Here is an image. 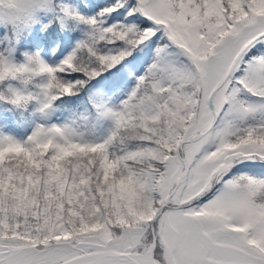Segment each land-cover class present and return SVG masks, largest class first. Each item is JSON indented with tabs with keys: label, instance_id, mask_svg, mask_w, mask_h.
Segmentation results:
<instances>
[{
	"label": "snow or ice",
	"instance_id": "1",
	"mask_svg": "<svg viewBox=\"0 0 264 264\" xmlns=\"http://www.w3.org/2000/svg\"><path fill=\"white\" fill-rule=\"evenodd\" d=\"M72 18L90 28L72 54L15 66L25 86L45 79V118L101 80L135 84L118 111L94 105L114 125L101 141L71 124L0 137V264H264V178L233 173L264 164V0H116ZM11 66L0 55V85L20 81Z\"/></svg>",
	"mask_w": 264,
	"mask_h": 264
},
{
	"label": "rangeland",
	"instance_id": "2",
	"mask_svg": "<svg viewBox=\"0 0 264 264\" xmlns=\"http://www.w3.org/2000/svg\"><path fill=\"white\" fill-rule=\"evenodd\" d=\"M62 1H64V3L61 6L68 9L70 13L72 6L69 3H66L65 0H54V3L61 4ZM52 13H55L54 10ZM7 29L12 30L13 32L15 31L8 27ZM11 40L12 38L7 35L5 51L0 55H3L8 63L14 66V56L13 54H10L11 49L13 48V43L9 46ZM57 44L58 41L54 40L52 45L45 49L40 41H38L36 47L37 52L35 55L39 54L40 59L46 64L56 66L76 49L75 43H67L57 51L58 48L55 49ZM54 49L57 52H53ZM40 78L44 84L45 79L42 77ZM109 84V81L101 80L99 83L91 85L90 87L92 91H89L88 89L85 90V95L88 97V100L86 97L83 98L79 96L80 100L71 103L69 101L66 103H54V111H52L47 118H45L41 112L44 98L41 94V90H39L36 92L35 96L37 107L32 110L26 118L22 115L20 117L17 116L15 110L10 107L1 109L0 137H12L23 142L40 127L48 128L53 125L62 127L71 124L84 140L101 141L110 135L114 125L111 119L99 116L94 105H102L107 109L118 111L122 100L126 98L124 93L127 89L134 87L135 81L124 82L123 87L119 91H115L113 87L109 86ZM25 88L26 87H19L16 89H18L17 92L22 94L30 93V90H26ZM114 91L115 94H113ZM32 93L33 92L31 91V94ZM237 166H240V169L234 170V174L246 173L259 178H264V164H254L249 161Z\"/></svg>",
	"mask_w": 264,
	"mask_h": 264
},
{
	"label": "trees",
	"instance_id": "3",
	"mask_svg": "<svg viewBox=\"0 0 264 264\" xmlns=\"http://www.w3.org/2000/svg\"><path fill=\"white\" fill-rule=\"evenodd\" d=\"M65 2L72 6L70 12L71 15L64 16V13L62 12L63 6H61L64 1H62L61 4L54 3L53 10L55 13H52V10L46 14H41V16L38 17L39 22L36 23L34 27L27 30H15L13 32L12 30L7 29V26L0 23V54L5 51L7 35L12 38L9 43V46L13 43V48L11 49L10 54H13L14 56V66L16 67L25 65L28 58L35 55L37 52L36 47L38 41H40L42 46L47 49L52 45L54 40H57L58 44L55 47V49L58 48L57 51L67 43H75V46L77 47L81 41L87 38L90 28L88 25L73 19L72 15H79L85 18L95 17L102 8H106L111 4L116 3V0H65ZM140 19L143 18L141 17ZM121 22H126L122 16H117L116 19L109 18L108 20V24L110 25L119 24ZM132 22L138 23L139 21ZM46 25L47 27H45ZM55 49L53 52H57ZM257 51L264 52V45H257V48L253 49V54L257 53ZM42 84L43 81L40 77L33 80L28 86L23 85L19 80L6 81L3 85H0V96L4 97V99H0V111L1 109L10 107L15 110L17 116L20 117L22 115L26 118L32 110L37 107L35 96L36 92L40 90L39 86ZM19 87H26L25 89L30 90V93L32 91L34 99L29 103L20 106L12 104L10 102L11 93L8 92V89L11 88L17 91L18 89L16 88ZM85 90L78 95L64 97L62 100H58L55 103H66L68 101L71 103L80 100L79 96L85 98ZM86 98L88 100V97ZM239 169L240 166H236L233 171Z\"/></svg>",
	"mask_w": 264,
	"mask_h": 264
},
{
	"label": "clouds",
	"instance_id": "4",
	"mask_svg": "<svg viewBox=\"0 0 264 264\" xmlns=\"http://www.w3.org/2000/svg\"><path fill=\"white\" fill-rule=\"evenodd\" d=\"M46 13L38 6L37 0H0V23L17 31L34 27L39 22L38 17ZM10 70L20 77L22 83L23 73H16L15 66H11ZM30 70L36 71L37 69L33 66ZM7 71L0 68V76L7 77ZM12 98L14 97H10Z\"/></svg>",
	"mask_w": 264,
	"mask_h": 264
}]
</instances>
